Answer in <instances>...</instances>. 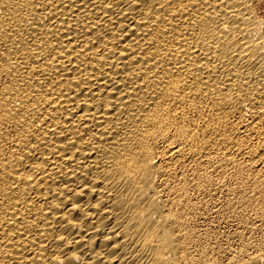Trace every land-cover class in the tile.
<instances>
[{
    "label": "bare ground",
    "instance_id": "bare-ground-1",
    "mask_svg": "<svg viewBox=\"0 0 264 264\" xmlns=\"http://www.w3.org/2000/svg\"><path fill=\"white\" fill-rule=\"evenodd\" d=\"M262 1L0 0V264H264Z\"/></svg>",
    "mask_w": 264,
    "mask_h": 264
},
{
    "label": "rangeland",
    "instance_id": "rangeland-1",
    "mask_svg": "<svg viewBox=\"0 0 264 264\" xmlns=\"http://www.w3.org/2000/svg\"><path fill=\"white\" fill-rule=\"evenodd\" d=\"M260 8H261V11H262V15L264 16V0L261 2ZM217 230L218 231L220 230L219 232H221V231L229 232V231H232V227L231 226H224V225H222L219 228H217Z\"/></svg>",
    "mask_w": 264,
    "mask_h": 264
}]
</instances>
